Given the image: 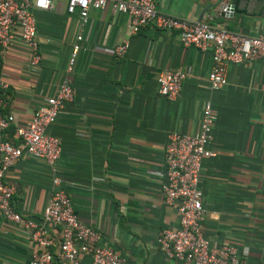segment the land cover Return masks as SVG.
Instances as JSON below:
<instances>
[{"label": "crops", "instance_id": "crops-1", "mask_svg": "<svg viewBox=\"0 0 264 264\" xmlns=\"http://www.w3.org/2000/svg\"><path fill=\"white\" fill-rule=\"evenodd\" d=\"M208 1L152 0L158 13L185 22H196ZM65 6L66 0H50L48 10L34 12L40 54L35 68L17 44L0 57V76L8 85L3 140L18 143L15 129L54 94L81 36L67 75L73 98L46 130L60 142L56 175L77 219L99 233L124 264H178L155 246L158 232L177 227L176 212L163 204L159 191L166 136L194 134L208 100L216 120L208 144L213 156L199 171L202 236L209 247L232 246L244 264H264V62L226 65L225 85L210 91V51L183 47L176 30L149 25L132 35L128 18L109 8L89 10L82 24ZM200 21L244 36L264 35L260 25L220 17L216 9ZM125 41V54L115 58L113 48ZM169 69L185 74L172 100L157 93L155 81ZM4 182L14 189L12 209L38 221L51 192L44 163L24 156ZM31 249L18 226L0 219V264H27Z\"/></svg>", "mask_w": 264, "mask_h": 264}, {"label": "built area", "instance_id": "built-area-1", "mask_svg": "<svg viewBox=\"0 0 264 264\" xmlns=\"http://www.w3.org/2000/svg\"><path fill=\"white\" fill-rule=\"evenodd\" d=\"M49 7L50 0H0V57L17 44L26 53L29 68L39 64L34 12L45 11ZM105 8L125 15L132 35L149 25L158 30H176L183 47L210 51V66L206 74L210 91L225 85L226 65L254 60L264 62V35L249 37L210 27L203 21L185 22L162 15L156 11L152 0H66L65 12L68 15L77 12L83 24L89 10ZM81 40V36H76L64 76L54 94L39 104L25 126L15 129L17 144L2 138L9 126V118L2 113L8 85L0 76V219L18 226L31 244L27 264H84L81 262L83 257L89 258V264H124L123 259L101 241L99 233L77 219L68 196L59 188L56 175L60 142L46 134L64 104L73 98L67 75L73 69ZM127 48L128 42H122L113 48L112 54L121 58ZM184 79V72L178 69L158 73L155 78L157 93L172 100ZM215 120L210 102L206 100L194 134L171 132L166 136L163 181L159 191L163 204L175 210L177 227L158 232L155 246L166 259L178 264H244L235 248L230 245L209 247L201 232L204 210L202 193L198 188L199 171L203 160L213 156L208 144ZM24 156L42 161L50 176L51 192L38 221L23 218L12 209L10 200L14 189L4 182L9 168ZM53 247L56 248L54 253L51 252Z\"/></svg>", "mask_w": 264, "mask_h": 264}, {"label": "water", "instance_id": "water-1", "mask_svg": "<svg viewBox=\"0 0 264 264\" xmlns=\"http://www.w3.org/2000/svg\"><path fill=\"white\" fill-rule=\"evenodd\" d=\"M209 9H216L220 17L248 19L264 28V0H209L196 22Z\"/></svg>", "mask_w": 264, "mask_h": 264}]
</instances>
